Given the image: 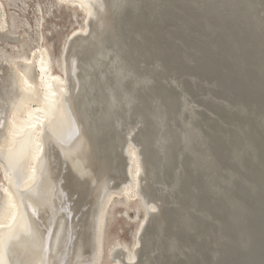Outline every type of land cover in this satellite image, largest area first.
Masks as SVG:
<instances>
[{
	"label": "bare ground",
	"instance_id": "obj_1",
	"mask_svg": "<svg viewBox=\"0 0 264 264\" xmlns=\"http://www.w3.org/2000/svg\"><path fill=\"white\" fill-rule=\"evenodd\" d=\"M82 2L0 0V145L32 131L31 174L50 92L72 144L35 215L0 163L3 264H264V0Z\"/></svg>",
	"mask_w": 264,
	"mask_h": 264
},
{
	"label": "snow or ice",
	"instance_id": "obj_2",
	"mask_svg": "<svg viewBox=\"0 0 264 264\" xmlns=\"http://www.w3.org/2000/svg\"><path fill=\"white\" fill-rule=\"evenodd\" d=\"M81 6H87L91 9L89 12L90 17L95 15V8L97 5L93 0H86V3L82 2ZM100 7H103L100 5ZM49 97H46L48 104L46 112L48 113L46 119L47 123L41 129V135L37 138L35 143V152L37 157V163L40 159L47 154V141L49 139L54 140L57 145L64 147L68 144L67 151L70 153L72 150V144L70 143L71 134L68 132L65 116L64 105L67 103V94L57 96L56 92H50ZM13 106L15 105L13 102ZM7 117V107L0 112V130L3 129ZM29 128L34 129L35 125L29 124ZM33 132L20 129L13 133L12 139L8 144L7 153L4 152L3 146L0 145V163L5 165L6 173H9L10 187L14 188V192L11 193L14 197H19L22 204L25 207L33 210V214H36L37 202L42 199V187L44 183L43 169L33 167L31 174L28 170V159L32 153V140ZM77 138H79V132H76ZM82 150V148L80 149ZM15 207V205H11ZM5 202L3 198H0V264H3L5 254H11L14 245L21 239L26 237H33V225L30 221L26 220L19 214L13 215L12 223L9 225V232L7 237L3 236V216H4ZM154 210V209H153ZM41 251H44L41 248ZM9 264H12L11 260ZM40 264H45L41 261Z\"/></svg>",
	"mask_w": 264,
	"mask_h": 264
},
{
	"label": "water",
	"instance_id": "obj_3",
	"mask_svg": "<svg viewBox=\"0 0 264 264\" xmlns=\"http://www.w3.org/2000/svg\"><path fill=\"white\" fill-rule=\"evenodd\" d=\"M45 124H46V122L44 121V122H43V125H45ZM51 143H52V145H51ZM48 144H49L50 146H55V145H54V141L51 140V139H49V143H48ZM35 167L38 168V164H35Z\"/></svg>",
	"mask_w": 264,
	"mask_h": 264
},
{
	"label": "rangeland",
	"instance_id": "obj_4",
	"mask_svg": "<svg viewBox=\"0 0 264 264\" xmlns=\"http://www.w3.org/2000/svg\"><path fill=\"white\" fill-rule=\"evenodd\" d=\"M31 4V3H30ZM44 26H45V24H44Z\"/></svg>",
	"mask_w": 264,
	"mask_h": 264
}]
</instances>
